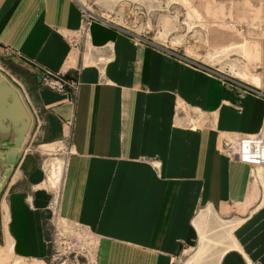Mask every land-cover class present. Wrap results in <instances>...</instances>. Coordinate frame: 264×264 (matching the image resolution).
<instances>
[{
  "label": "crops",
  "instance_id": "obj_1",
  "mask_svg": "<svg viewBox=\"0 0 264 264\" xmlns=\"http://www.w3.org/2000/svg\"><path fill=\"white\" fill-rule=\"evenodd\" d=\"M82 23L76 0H0V61L40 124L5 195L18 246L46 250L51 197L39 187L40 147L68 136L61 212L99 235V264H171L182 243L205 238L206 217L210 227L220 220L233 229L216 264H264V199L257 201L250 165L218 150L224 135L260 131L263 93L234 80L225 85L217 73L187 67L104 21L89 27L91 52L75 48L71 37ZM41 67L79 79L75 103L43 87ZM179 101L201 112L203 126L187 130L177 121ZM256 175L264 187V173ZM220 229L209 239H219Z\"/></svg>",
  "mask_w": 264,
  "mask_h": 264
},
{
  "label": "rangeland",
  "instance_id": "obj_2",
  "mask_svg": "<svg viewBox=\"0 0 264 264\" xmlns=\"http://www.w3.org/2000/svg\"><path fill=\"white\" fill-rule=\"evenodd\" d=\"M76 1L81 6L83 23L77 36L71 37L73 47H81L91 52L93 46L90 42L89 27L93 21H104L126 32L136 43L150 45L187 67L206 75L217 73L225 85L231 83V80L238 81L264 95V0ZM7 68L11 70L0 61V69L10 76ZM45 70L59 73L62 82L56 86L41 82L43 87L63 93L67 100L75 103L80 87L79 79L68 77L64 69L53 71L41 67L42 74ZM10 78L23 89L19 81L12 76ZM102 79L105 80V77ZM177 106V121L183 120L187 130L203 126L200 111L192 110L193 108L183 101H179ZM33 112L35 126L31 139L40 125L34 110ZM206 123L209 124V121ZM66 124L71 128L73 121ZM263 128L264 124L260 131L254 134L224 135L218 147L219 152L227 155L230 160L236 159L250 165L251 180L260 190L257 201L264 199L263 183L256 175L258 168L264 170V157L255 153L253 157L234 158L226 150L225 141H233L236 145L237 139H255ZM49 145L40 147V166L44 177L39 187L48 191L51 197L43 214L42 227L46 250L42 254H30L19 247L14 233L9 230L11 223L7 222L5 213V195L8 191V180L14 169L4 181L5 168L0 162V264H99V235L85 224L61 212L66 167L68 157L73 151L70 138L66 136L54 145ZM28 201L31 206L33 199ZM204 212L208 211H201L198 215ZM203 220L207 221L202 223L200 233L205 239L200 241L199 238L195 245L190 246L182 243L171 264H216L225 244L232 245L231 227H226V224L219 227L220 220H217V223L214 220L215 224L210 227L211 225L207 224L209 217ZM216 228H221L217 232L221 237L217 240L209 239V234L216 236L213 232ZM201 247L203 249H200ZM197 252L201 255L198 256Z\"/></svg>",
  "mask_w": 264,
  "mask_h": 264
},
{
  "label": "water",
  "instance_id": "obj_3",
  "mask_svg": "<svg viewBox=\"0 0 264 264\" xmlns=\"http://www.w3.org/2000/svg\"><path fill=\"white\" fill-rule=\"evenodd\" d=\"M34 126L35 114L25 92L0 69V162L5 168L4 181L23 155Z\"/></svg>",
  "mask_w": 264,
  "mask_h": 264
},
{
  "label": "built area",
  "instance_id": "obj_4",
  "mask_svg": "<svg viewBox=\"0 0 264 264\" xmlns=\"http://www.w3.org/2000/svg\"><path fill=\"white\" fill-rule=\"evenodd\" d=\"M41 82L49 86H56L58 83L62 82V77L59 73L45 70L41 76ZM246 140L247 141L237 139L236 143L238 144L236 145L233 144V141L226 140L225 147L229 155L234 158L240 157V159H243L248 156L253 157V155L257 153V156L262 155L264 157V128L258 137Z\"/></svg>",
  "mask_w": 264,
  "mask_h": 264
},
{
  "label": "bare ground",
  "instance_id": "obj_5",
  "mask_svg": "<svg viewBox=\"0 0 264 264\" xmlns=\"http://www.w3.org/2000/svg\"><path fill=\"white\" fill-rule=\"evenodd\" d=\"M50 146V145H49ZM259 172H261L262 174L264 173V170H263V168H259ZM49 179V178H48ZM205 239V238H204ZM203 241V240H202ZM7 245H10L9 243H7ZM11 246V245H10ZM198 256H199V254H198Z\"/></svg>",
  "mask_w": 264,
  "mask_h": 264
}]
</instances>
